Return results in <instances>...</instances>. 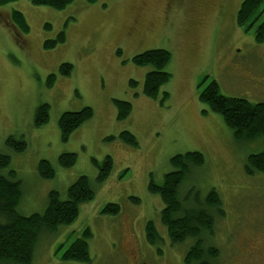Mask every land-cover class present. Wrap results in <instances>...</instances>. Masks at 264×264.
Masks as SVG:
<instances>
[{"label": "rangeland", "instance_id": "374dc122", "mask_svg": "<svg viewBox=\"0 0 264 264\" xmlns=\"http://www.w3.org/2000/svg\"><path fill=\"white\" fill-rule=\"evenodd\" d=\"M242 2L75 0L54 10L21 0L0 7V155L10 158L0 174L20 182L18 214L43 213L52 192L66 200L80 177L95 192L72 224L38 235L31 264H184L192 241L170 244L160 221L164 204L149 187H161L176 170L170 160L188 153L200 154L203 164L188 169L177 198L187 211L211 192L218 197L212 236H203L220 254L215 264H263L248 250L264 240V175H247L245 166L248 157L264 151V136L236 141L222 117L199 102L200 92L214 81L224 97L264 104V43L254 38L264 2L250 28L236 22ZM13 11L22 14L27 33L11 21ZM60 33L63 43L44 47ZM159 49L170 53L164 71L171 77L156 99H147L142 85L152 68L134 66L132 58ZM65 64L72 66L69 76L59 73ZM50 75L55 82L48 89ZM113 100L131 104L124 120L117 119ZM42 105L49 119L36 128L34 114ZM83 108L92 110V118L62 142L59 117ZM123 132L134 137L136 147L108 140ZM10 138L24 142L25 149L15 152L6 144ZM66 153L76 156L73 167L59 166L58 157ZM106 157L112 170L99 183L92 161ZM40 161L50 163L53 178L40 177ZM106 205L117 206L118 213L102 214ZM149 222L160 237L154 246L146 241ZM85 230L89 261H62L63 251ZM231 235L238 237L240 252L237 245L228 250Z\"/></svg>", "mask_w": 264, "mask_h": 264}, {"label": "trees", "instance_id": "16d2710c", "mask_svg": "<svg viewBox=\"0 0 264 264\" xmlns=\"http://www.w3.org/2000/svg\"><path fill=\"white\" fill-rule=\"evenodd\" d=\"M21 0H0V7ZM33 6H44L54 10H63L75 0H27ZM86 3H94L95 0H84ZM264 0H243L237 15L236 22L242 27L257 20L256 12ZM16 21V23L14 22ZM11 21L20 33H27L28 27L21 13L13 11ZM256 43H264V20L256 27L254 32ZM64 34L60 33L55 42H46L44 47H53L55 43H63ZM170 53L166 50H148L132 58V63L137 67H151L144 78L142 94L147 99H156L159 90L170 80V75L164 68L170 61ZM72 66L62 65L59 73L62 76H69ZM204 80V79H203ZM202 80V82H203ZM55 76L50 75L46 81V87L52 88ZM130 86L135 88L136 82L131 81ZM167 94H164V98ZM199 102L206 105L212 112L220 115L225 125L232 130L236 141H251L264 136V104H251L244 99L227 98L220 94L218 85L211 81L199 94ZM117 111V119L124 120L131 112V104L113 100ZM49 108L42 105L35 111L34 126L40 128L49 119ZM93 116L90 108H83L74 113H63L58 120V128L62 142H67L72 132L78 129L83 123L89 121ZM109 141L119 140L127 146L136 147L134 137L127 133H121L117 138L110 137ZM7 146L15 152L25 149L24 142H14L8 139ZM98 170L97 182H104L112 170L110 157L104 158L100 163L92 161ZM176 170L167 174L161 187L150 185L149 191L158 194L164 204L160 214L161 225L165 228L167 238L171 245H178L187 240L193 241L191 247L183 257L184 264H215L218 259V252L210 246L204 245L202 238L209 233L213 227L214 209L220 205V201L214 192L205 198L203 204L196 210H183L177 198V191L184 175L189 168L202 166L203 158L198 153H188L183 156H176L170 160ZM76 163L74 154L66 153L58 157V164L62 168L73 167ZM10 158L7 155H0V171L8 168ZM245 173L253 175L260 173L264 175V151L248 157L245 166ZM38 174L43 179H51L55 172L47 161H40ZM95 192L90 187L86 177L77 179L67 190L66 200H59L58 194L52 192L48 195V204L41 214H33L23 217L18 214L16 208L21 199L20 182L15 181L13 176L0 174V264H31L34 246L38 235L45 231L54 233L61 226L72 224L79 215V207L90 202ZM102 214L116 215L118 207L106 205ZM146 241L154 246L160 242V237L153 224L149 222L145 227ZM90 238L88 231H84L81 238L73 241L62 253L61 260L86 263L89 261L87 239ZM64 245L58 247L62 250Z\"/></svg>", "mask_w": 264, "mask_h": 264}, {"label": "flooded vegetation", "instance_id": "af4514ba", "mask_svg": "<svg viewBox=\"0 0 264 264\" xmlns=\"http://www.w3.org/2000/svg\"><path fill=\"white\" fill-rule=\"evenodd\" d=\"M214 216H216V212L212 215L214 223H213V227H212L211 231L208 233L210 236H212V232H213V228H214V224H215ZM229 238H230V242L227 245L228 250L230 251L231 249H233L237 245V248H238L237 250L240 252V243L238 241L239 240L238 237H236V235H231ZM203 240L204 239L202 238V241ZM259 243H260L259 245L253 246L252 248H250L248 250V252H249L248 256L251 258L258 257L259 261L264 264V240H260ZM192 244H193V241H192ZM204 245L210 246L218 252V250L214 246H212L210 244H206V241L204 242ZM246 247H248V246H246ZM218 254H219V252H218ZM218 258H220V254H219ZM217 260H219V259H217ZM238 263H239V261H238Z\"/></svg>", "mask_w": 264, "mask_h": 264}]
</instances>
